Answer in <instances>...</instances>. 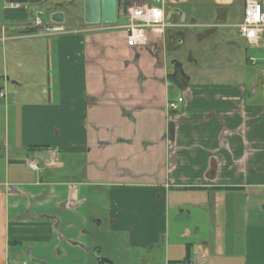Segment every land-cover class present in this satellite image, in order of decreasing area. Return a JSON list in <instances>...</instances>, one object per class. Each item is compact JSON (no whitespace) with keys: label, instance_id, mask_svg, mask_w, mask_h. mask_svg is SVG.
Returning <instances> with one entry per match:
<instances>
[{"label":"crops","instance_id":"0c3cea01","mask_svg":"<svg viewBox=\"0 0 264 264\" xmlns=\"http://www.w3.org/2000/svg\"><path fill=\"white\" fill-rule=\"evenodd\" d=\"M19 1L0 10V264H91L102 187L124 264H264V56L247 82L184 74L178 56L185 30L240 22L246 0H116L114 23L59 35L25 29L22 9L48 8ZM144 4L166 26L128 46L122 13Z\"/></svg>","mask_w":264,"mask_h":264},{"label":"rangeland","instance_id":"374dc122","mask_svg":"<svg viewBox=\"0 0 264 264\" xmlns=\"http://www.w3.org/2000/svg\"><path fill=\"white\" fill-rule=\"evenodd\" d=\"M45 1V2H44ZM40 2V6L46 5L49 10L60 9L64 11V22L68 33L79 32L82 27H89L90 25L83 22V11L81 10L83 1L80 0H61V7L54 6L55 2H49V0H44ZM6 5V4H5ZM146 5V4H144ZM2 4L0 0V10ZM9 7V6H5ZM139 7V6H138ZM10 8V7H9ZM19 11V10H18ZM26 14V20L33 23V16H38L43 24L50 22V16L45 11L43 14H38L36 11L31 9H22ZM235 15L233 18H229L223 23H218L216 27L211 28V31H204L203 27H192L188 28L186 31V36L184 43L179 49L178 56L183 62V72L184 74H192L193 76L200 77L205 75L210 77H240L244 78L247 82L249 79L256 80L259 77V65L260 60L263 55L257 49L247 47L246 44L242 45L241 50L237 48L228 49L225 43H220L218 41L232 38L237 33L235 25L239 22L241 18V10L236 9ZM35 14V15H34ZM239 15V16H238ZM238 16V17H237ZM196 23L204 24H215L213 19L203 20L196 17ZM222 19V18H221ZM238 21V22H237ZM125 21L122 18L117 19V23H124ZM221 22V20L219 21ZM226 22V23H225ZM226 24V25H224ZM25 29H30L27 26H24ZM40 29V28H36ZM216 29V31H215ZM155 31V30H154ZM158 31V30H157ZM229 32V37L226 34ZM198 34V36L196 35ZM202 36H210L203 43H196L195 39H200ZM226 36V38H224ZM225 45V46H222ZM232 52V53H227ZM224 53L230 56L228 62H223ZM190 57L193 58V61H190ZM253 58V60H250ZM2 56L0 52V74H2ZM219 63V65H217ZM4 90V89H3ZM5 91V90H4ZM3 126V115L0 110V128ZM1 155V154H0ZM97 195V199L92 197L89 199L88 205V217H89V230L92 232L89 236V261L91 264H96L95 255L92 249L96 246L102 248V255L107 259L114 260V264H124V255H123V240L120 237L121 234H114L109 230V206H108V189L102 187ZM96 197V196H95ZM99 222V223H98ZM121 257H118V255Z\"/></svg>","mask_w":264,"mask_h":264},{"label":"built area","instance_id":"2783aa9c","mask_svg":"<svg viewBox=\"0 0 264 264\" xmlns=\"http://www.w3.org/2000/svg\"><path fill=\"white\" fill-rule=\"evenodd\" d=\"M18 8L21 5L19 0H2L3 6ZM126 17V24L122 26L125 30L126 44L128 46H143L147 41L146 30L161 31L166 24L164 23V12L157 5H141L137 7L128 6L122 13ZM28 28H40L46 34H64L68 33L65 25L62 23L50 22L43 24L40 19L35 18L33 23L27 25ZM237 34L244 41L253 47L264 48V0H246L243 8V16L240 22L235 25ZM263 87H264V67ZM6 92L0 89V100L5 99ZM183 102V97L169 101L167 107L170 111L178 110ZM188 264H196L189 262Z\"/></svg>","mask_w":264,"mask_h":264},{"label":"water","instance_id":"95a60500","mask_svg":"<svg viewBox=\"0 0 264 264\" xmlns=\"http://www.w3.org/2000/svg\"><path fill=\"white\" fill-rule=\"evenodd\" d=\"M116 11V0H83V21L86 24L114 23ZM50 19L52 22L62 23L64 21L63 13L61 11L53 12ZM92 251L95 255L96 264H112L109 259L102 256L100 247H95Z\"/></svg>","mask_w":264,"mask_h":264},{"label":"trees","instance_id":"16d2710c","mask_svg":"<svg viewBox=\"0 0 264 264\" xmlns=\"http://www.w3.org/2000/svg\"><path fill=\"white\" fill-rule=\"evenodd\" d=\"M34 1L39 2L41 0H34ZM54 4H55L54 6H56V7H61V4L60 3H54ZM55 10H60V9L57 8ZM37 148H39V147L38 146H28L26 149H28V150H34V149H37Z\"/></svg>","mask_w":264,"mask_h":264},{"label":"flooded vegetation","instance_id":"af4514ba","mask_svg":"<svg viewBox=\"0 0 264 264\" xmlns=\"http://www.w3.org/2000/svg\"><path fill=\"white\" fill-rule=\"evenodd\" d=\"M179 71H180V70H179ZM181 73H182V72H181ZM181 75H182V74H181ZM176 76H177V74H175V73H173L172 76L170 75L171 78H176Z\"/></svg>","mask_w":264,"mask_h":264}]
</instances>
